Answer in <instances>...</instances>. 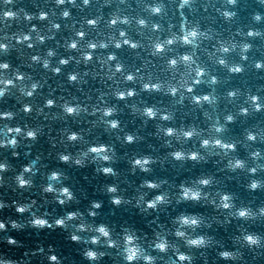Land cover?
Masks as SVG:
<instances>
[{"label": "water", "instance_id": "water-1", "mask_svg": "<svg viewBox=\"0 0 264 264\" xmlns=\"http://www.w3.org/2000/svg\"><path fill=\"white\" fill-rule=\"evenodd\" d=\"M1 90L0 264H264V0H0Z\"/></svg>", "mask_w": 264, "mask_h": 264}]
</instances>
